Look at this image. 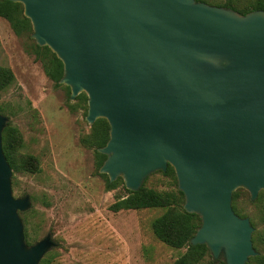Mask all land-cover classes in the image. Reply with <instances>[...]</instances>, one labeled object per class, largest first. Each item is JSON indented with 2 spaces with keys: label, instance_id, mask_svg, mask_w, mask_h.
Returning <instances> with one entry per match:
<instances>
[{
  "label": "water",
  "instance_id": "obj_1",
  "mask_svg": "<svg viewBox=\"0 0 264 264\" xmlns=\"http://www.w3.org/2000/svg\"><path fill=\"white\" fill-rule=\"evenodd\" d=\"M23 6L32 38L64 65L71 100L88 96L86 120L105 119L99 153L110 182L137 192L172 166L184 209L202 225L193 246L248 264L255 228L239 216V189L264 190V10L248 14L198 0H7ZM0 113V264H40L57 242L29 246L3 150Z\"/></svg>",
  "mask_w": 264,
  "mask_h": 264
},
{
  "label": "rangeland",
  "instance_id": "obj_2",
  "mask_svg": "<svg viewBox=\"0 0 264 264\" xmlns=\"http://www.w3.org/2000/svg\"><path fill=\"white\" fill-rule=\"evenodd\" d=\"M32 34L18 35L0 17V67L15 78L0 94V113L18 132V160L32 156L37 166L34 173L13 171L12 177L14 197L31 198V208L20 216L32 245L52 234L58 245L43 258L47 264H175L187 249L164 244L152 229L166 209L113 210L127 193L122 178L111 188L109 176L100 173L95 129L86 120L88 96L71 100L69 87L47 76L32 53ZM170 178L157 172L144 184L169 192L175 189ZM239 190L238 209L256 223L264 255V202ZM201 264H214L211 253Z\"/></svg>",
  "mask_w": 264,
  "mask_h": 264
},
{
  "label": "trees",
  "instance_id": "obj_3",
  "mask_svg": "<svg viewBox=\"0 0 264 264\" xmlns=\"http://www.w3.org/2000/svg\"><path fill=\"white\" fill-rule=\"evenodd\" d=\"M204 1L213 5H219L227 8H232L241 14H248L249 12L256 10H264V0H224L222 3H218L216 0H198ZM0 17L6 19L13 30L18 34L31 33L33 28L31 21L24 16V9L21 4L13 3L7 0H0ZM32 53L35 54L36 59L39 60L45 73L49 78L59 84L64 75V65L48 47H40L34 42L31 46ZM15 81L14 74L8 68L0 67V94L8 89ZM68 90H70L68 88ZM81 101H87L86 94H81L77 98ZM0 112L2 109L0 108ZM95 129L94 146L96 153L100 157V166L104 164L107 159L106 155L99 153L98 149L106 146L110 139V125L107 120L99 119L93 124ZM19 136L15 128L10 123L6 126L3 132V150L7 157V160L13 169V171H26L34 173L37 169L35 164V158L30 156L28 159L18 160ZM165 177H171L170 179L174 183L175 189L169 192H160L154 189L145 187V184L137 192L128 190L125 186L124 189L127 193L126 197L121 198L113 206V210L116 212L122 210H142V209H166V212L160 217L156 218L152 223V229L156 237L164 244L175 248L183 249L187 251L183 254L175 264H201L207 255H210V251L206 245L193 246L191 244L192 238L196 235L198 229L202 225V220L197 214L188 213L184 209L185 196L178 189V182L176 178L175 170L169 165L167 172H162ZM119 183H122L121 179L109 184V187L115 188ZM238 190L233 196V208L235 212L245 217L238 209V199L240 196ZM264 202V191L258 199V203ZM25 223L28 221L25 218ZM253 227L256 228V223L251 220ZM26 241L31 246L33 236L25 230ZM260 231H256L253 235V243L255 250L259 253L257 257L250 259L249 264H264V255L260 253L259 242L261 240ZM263 241V240H262ZM48 260L45 259L41 264H47ZM214 264H226L224 258L214 260Z\"/></svg>",
  "mask_w": 264,
  "mask_h": 264
}]
</instances>
